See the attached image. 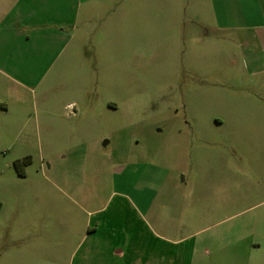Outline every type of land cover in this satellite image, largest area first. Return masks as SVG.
<instances>
[{"label": "rangeland", "instance_id": "374dc122", "mask_svg": "<svg viewBox=\"0 0 264 264\" xmlns=\"http://www.w3.org/2000/svg\"><path fill=\"white\" fill-rule=\"evenodd\" d=\"M161 2L154 24L112 0L67 64L12 89L0 264H80L97 226L92 251L114 242V264H264L263 45Z\"/></svg>", "mask_w": 264, "mask_h": 264}, {"label": "crops", "instance_id": "0c3cea01", "mask_svg": "<svg viewBox=\"0 0 264 264\" xmlns=\"http://www.w3.org/2000/svg\"><path fill=\"white\" fill-rule=\"evenodd\" d=\"M179 1L177 7L169 8V15L178 11L185 13L192 20L210 21L203 22L205 25L198 22L207 30L206 33L208 29H213L214 32L225 35L224 37L248 35L252 41L246 43V51L249 53L250 46L254 47L253 43L259 41L263 45L264 53V0ZM188 1L189 8L183 11L182 5ZM136 2L138 19H145L147 16L155 24L154 21L162 17L161 0ZM168 2L176 5L178 0ZM113 9L112 0H0V116L9 114L11 101L16 100L15 96L10 95L12 89L22 85L23 80L33 83L38 68H46L61 53H65L62 65L67 64V61H70L68 56L82 44L80 37L90 35L92 23L97 19L99 12H109ZM116 11L122 17L126 16L121 8H116ZM101 32L106 36L108 29ZM233 40L240 42L238 38ZM249 56L253 55L245 57ZM19 64L26 69L25 73L17 69ZM28 69H31L29 75ZM99 229L100 226L90 228L83 239L89 246L86 251L79 248L77 257L80 264H92L91 261L99 256L109 258V261L111 259L114 264L115 259L124 257L121 251L114 252V242L107 243L109 247L106 246V253L99 255L92 251L95 237L92 235Z\"/></svg>", "mask_w": 264, "mask_h": 264}, {"label": "trees", "instance_id": "16d2710c", "mask_svg": "<svg viewBox=\"0 0 264 264\" xmlns=\"http://www.w3.org/2000/svg\"><path fill=\"white\" fill-rule=\"evenodd\" d=\"M26 162H27V160H24V161H18V162L16 163V168L18 169L20 175H24V173H23L22 171H20V170H21V169H20V166H21L23 163H26Z\"/></svg>", "mask_w": 264, "mask_h": 264}]
</instances>
